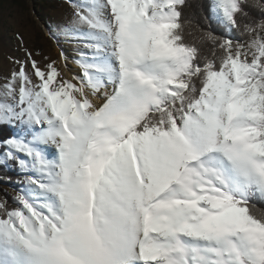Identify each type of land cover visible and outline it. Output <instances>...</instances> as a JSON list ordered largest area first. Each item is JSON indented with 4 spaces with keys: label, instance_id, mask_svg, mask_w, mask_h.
I'll return each mask as SVG.
<instances>
[{
    "label": "snow or ice",
    "instance_id": "6c2138e0",
    "mask_svg": "<svg viewBox=\"0 0 264 264\" xmlns=\"http://www.w3.org/2000/svg\"><path fill=\"white\" fill-rule=\"evenodd\" d=\"M70 7L79 75L0 76V264H264V0Z\"/></svg>",
    "mask_w": 264,
    "mask_h": 264
},
{
    "label": "rangeland",
    "instance_id": "374dc122",
    "mask_svg": "<svg viewBox=\"0 0 264 264\" xmlns=\"http://www.w3.org/2000/svg\"><path fill=\"white\" fill-rule=\"evenodd\" d=\"M79 2L81 0H49L45 3L38 0H0V76L13 67L9 57L24 59L25 48L34 53L39 51L40 55L34 58L42 64L47 63L45 57L57 61L65 76L67 70L74 71V64L79 67L73 60L77 55V42L66 39L58 30V26L71 21L70 5ZM61 51L68 58L66 68L60 63ZM0 185L6 186L8 197L16 191Z\"/></svg>",
    "mask_w": 264,
    "mask_h": 264
},
{
    "label": "trees",
    "instance_id": "16d2710c",
    "mask_svg": "<svg viewBox=\"0 0 264 264\" xmlns=\"http://www.w3.org/2000/svg\"><path fill=\"white\" fill-rule=\"evenodd\" d=\"M42 3H45L49 0H38ZM52 1V0H50ZM189 7L186 9V15L190 16L193 20H195L197 23H199L201 26L204 27H210L212 29H215L218 34H221V30L219 26L214 23L213 21H207L205 20V16L207 15V9L201 8V5L206 4L207 0H188ZM232 35H237L235 32L232 33ZM11 134V130L4 127L0 128V137H6ZM10 177L13 181L12 183L7 182L6 178ZM19 178V174L15 169H5L3 167H0V184L7 185L10 187L11 190H18L19 185L14 183ZM6 186L0 185V196H3L6 193ZM9 203H12L11 197H8ZM256 203L262 207H264V204H261V202L256 201Z\"/></svg>",
    "mask_w": 264,
    "mask_h": 264
},
{
    "label": "bare ground",
    "instance_id": "6f19581e",
    "mask_svg": "<svg viewBox=\"0 0 264 264\" xmlns=\"http://www.w3.org/2000/svg\"><path fill=\"white\" fill-rule=\"evenodd\" d=\"M70 61V60H69ZM74 67V71H70V70H67V72H66V77H68V78H71L74 74L75 75H79L80 74V72H81V70H80V68L79 67H76V65L74 64L73 65ZM65 69V68H64ZM68 69V68H67Z\"/></svg>",
    "mask_w": 264,
    "mask_h": 264
}]
</instances>
